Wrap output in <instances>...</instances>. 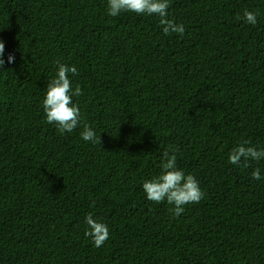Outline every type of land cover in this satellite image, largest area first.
I'll use <instances>...</instances> for the list:
<instances>
[{
    "label": "trees",
    "instance_id": "trees-1",
    "mask_svg": "<svg viewBox=\"0 0 264 264\" xmlns=\"http://www.w3.org/2000/svg\"><path fill=\"white\" fill-rule=\"evenodd\" d=\"M168 16L183 35L107 0H0V264H264V160L228 161L264 148V0H170ZM58 63L83 91L64 134L42 107ZM170 146L204 193L179 217L142 189ZM89 213L108 225L99 248Z\"/></svg>",
    "mask_w": 264,
    "mask_h": 264
},
{
    "label": "clouds",
    "instance_id": "clouds-1",
    "mask_svg": "<svg viewBox=\"0 0 264 264\" xmlns=\"http://www.w3.org/2000/svg\"><path fill=\"white\" fill-rule=\"evenodd\" d=\"M170 0H107V14L112 17L119 16L123 12H132L137 15H156L159 17V24L165 35H183L185 26L177 23L168 16ZM237 19L249 25L257 23V13L245 9L242 17ZM4 52V43L0 40V57ZM8 62H14V57L9 55ZM5 61L0 58V67ZM78 75L75 65L58 63L55 76L47 83L46 92L42 101L43 112L46 122L54 124L60 134L71 133L81 125V112L77 104L73 103V96L83 95L79 84L73 88L71 76ZM80 137L93 144L100 145V139L92 126L84 123ZM176 146H170L162 154L160 172L153 178L146 179L142 183V189L146 199L157 204L166 202L171 205L170 212L173 217H179L188 204H196L204 196L199 182L192 174L185 172L177 166ZM264 160V148H256L248 141H242L231 149L228 154V161L233 165L242 168L250 167V161ZM251 178L260 180L261 170L254 168ZM87 228L84 232L86 237L91 239L97 248L103 246L109 239L108 225L89 213L85 216Z\"/></svg>",
    "mask_w": 264,
    "mask_h": 264
}]
</instances>
